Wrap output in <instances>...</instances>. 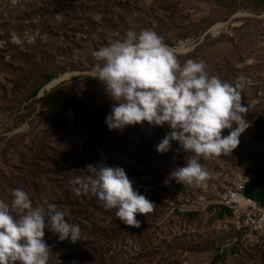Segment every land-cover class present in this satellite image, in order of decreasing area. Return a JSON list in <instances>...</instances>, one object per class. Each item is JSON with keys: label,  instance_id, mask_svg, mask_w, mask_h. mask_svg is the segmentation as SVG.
Listing matches in <instances>:
<instances>
[{"label": "rangeland", "instance_id": "374dc122", "mask_svg": "<svg viewBox=\"0 0 264 264\" xmlns=\"http://www.w3.org/2000/svg\"><path fill=\"white\" fill-rule=\"evenodd\" d=\"M143 29L170 47L182 42L181 64L204 61L210 75L245 83L249 127L232 153L198 158L208 173L199 185L172 176L189 155L177 141L157 152L167 125L105 123L114 101L89 75L92 53ZM89 165L124 168L154 203L137 214L139 227L77 195L73 181ZM257 167L262 187L252 184ZM242 177L264 199V0H0V200L22 189L81 229L75 243L44 229L48 264H264V243L245 246L221 217V198Z\"/></svg>", "mask_w": 264, "mask_h": 264}, {"label": "clouds", "instance_id": "9594fccd", "mask_svg": "<svg viewBox=\"0 0 264 264\" xmlns=\"http://www.w3.org/2000/svg\"><path fill=\"white\" fill-rule=\"evenodd\" d=\"M183 54L182 42L170 47L153 30H128L122 39L92 53L98 63L89 75L104 83L114 101L105 117L107 127L167 125L170 131L156 145L157 152L168 151L177 141L189 155L186 165L172 176L182 185H199L208 173L198 158L237 148L240 135L249 127L244 118L248 107L241 102L243 78L229 83L210 75L204 61L187 59L181 64L178 57ZM224 129H229L227 135H222ZM87 169L91 175L73 181L77 195L91 193L106 210L114 209L125 225L139 227L137 214H149L154 203L134 190L125 169L104 165ZM65 217L54 203L33 206L24 190L12 189L10 202L0 200V264H48L45 228L59 241L80 240L79 225Z\"/></svg>", "mask_w": 264, "mask_h": 264}, {"label": "built area", "instance_id": "2783aa9c", "mask_svg": "<svg viewBox=\"0 0 264 264\" xmlns=\"http://www.w3.org/2000/svg\"><path fill=\"white\" fill-rule=\"evenodd\" d=\"M250 183L242 177L220 201L221 207L229 211L228 217L245 246L264 243V202L247 195Z\"/></svg>", "mask_w": 264, "mask_h": 264}, {"label": "trees", "instance_id": "16d2710c", "mask_svg": "<svg viewBox=\"0 0 264 264\" xmlns=\"http://www.w3.org/2000/svg\"><path fill=\"white\" fill-rule=\"evenodd\" d=\"M250 175H251V180H252V184L253 185H257V186L259 185V187H262L263 186V183L261 181L262 180V177H263V171L260 168L257 167L255 169L254 173H251ZM249 187H250V185L247 188V195L250 196V197H252L255 200H259V201L261 200L262 202H264V199L261 198L262 195H261V197H258L256 194H253L251 192V189ZM227 215H229V211L226 210V209H224V208H222L221 217L227 216Z\"/></svg>", "mask_w": 264, "mask_h": 264}]
</instances>
